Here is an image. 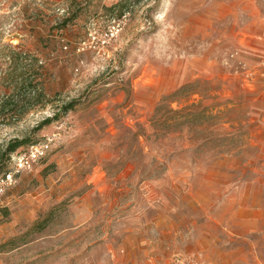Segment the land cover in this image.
I'll return each mask as SVG.
<instances>
[{
    "label": "rangeland",
    "instance_id": "374dc122",
    "mask_svg": "<svg viewBox=\"0 0 264 264\" xmlns=\"http://www.w3.org/2000/svg\"><path fill=\"white\" fill-rule=\"evenodd\" d=\"M257 25L264 0H0V151L50 138L0 195V264H264V75L229 56ZM177 87L206 112L152 128Z\"/></svg>",
    "mask_w": 264,
    "mask_h": 264
},
{
    "label": "trees",
    "instance_id": "16d2710c",
    "mask_svg": "<svg viewBox=\"0 0 264 264\" xmlns=\"http://www.w3.org/2000/svg\"><path fill=\"white\" fill-rule=\"evenodd\" d=\"M66 18H68V17H63V19H61L60 22L61 23L65 22ZM7 45H11V44H7ZM23 52L24 51H15V54H20ZM24 70L25 69L23 67H21L20 71L15 73V69H14V72H11L8 74V75H10V78L6 79V81H9V80L14 81L17 78L20 79L18 82L19 85H23V84L27 85L30 87V89L35 87V90H36L35 96L37 97L41 92L40 88L36 86L37 80L33 76H31V78H30V76H28L27 73L25 75ZM12 86H14V85H12ZM8 87H9V85H8ZM179 89H180V87H177V88L173 89L171 92H169L167 95H163L164 97H162V100L164 101V103L159 102L156 105V107L153 110V113H151L150 118H149L150 126L152 128L161 129L165 132H169V131H172L171 130L172 128H174L178 125H181V124L189 125V121H191L193 115H195L199 112H206V110H207L206 105L201 106L199 109H195L196 107H194V106L197 105L199 103V101L189 102V103H186L180 107H170L166 103V99H169V101H176ZM9 98L10 97H7L6 99H3L1 101L2 103H0V108L10 104ZM75 103H76V99H69V100L63 102L59 106L58 111H56L52 115H49V116L42 118L39 121L38 125L41 126V125L49 123L51 120L57 118L59 115H61L65 112H67L68 110L72 109ZM33 142H35V141H32V140L29 141V139L26 137L16 138V139H13L11 141H7L3 150L0 151V173L5 172L11 168V159H10V153L11 152L22 150L28 144L33 143ZM23 144H26V145L24 147H19ZM2 156H5V157L2 158ZM5 158H6L7 163H8V165L6 167H4L5 166V161H4Z\"/></svg>",
    "mask_w": 264,
    "mask_h": 264
},
{
    "label": "built area",
    "instance_id": "2783aa9c",
    "mask_svg": "<svg viewBox=\"0 0 264 264\" xmlns=\"http://www.w3.org/2000/svg\"><path fill=\"white\" fill-rule=\"evenodd\" d=\"M117 27L118 23L115 20H111L106 28L102 31V34L98 36L99 42H105L111 35H113ZM91 37L93 38L94 35H91ZM229 56H235L238 58L236 66L242 69V73L245 78H249L256 69H259L264 75V59H258L257 61L250 64L247 61L241 59L237 49L233 50ZM49 141L50 138L45 137L42 140H37L28 144L22 150L10 153L11 168L0 173V195L13 182L15 174H17L20 170L29 168L33 161L45 154L49 146Z\"/></svg>",
    "mask_w": 264,
    "mask_h": 264
},
{
    "label": "crops",
    "instance_id": "0c3cea01",
    "mask_svg": "<svg viewBox=\"0 0 264 264\" xmlns=\"http://www.w3.org/2000/svg\"><path fill=\"white\" fill-rule=\"evenodd\" d=\"M255 28V34L259 37V40H257V42H255L252 46L243 47L242 50L243 57L247 58L248 60L250 59V62L252 63L257 61L258 59H264V29H262L259 25L255 26ZM245 52L253 53L252 55L247 53L253 56V58L248 57ZM255 71L260 72L259 69H256ZM257 72L253 75L255 76L256 74H258Z\"/></svg>",
    "mask_w": 264,
    "mask_h": 264
}]
</instances>
